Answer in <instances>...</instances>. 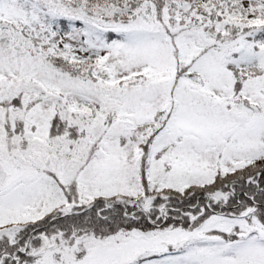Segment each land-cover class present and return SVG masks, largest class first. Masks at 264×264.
Segmentation results:
<instances>
[{
  "label": "snow or ice",
  "instance_id": "1",
  "mask_svg": "<svg viewBox=\"0 0 264 264\" xmlns=\"http://www.w3.org/2000/svg\"><path fill=\"white\" fill-rule=\"evenodd\" d=\"M0 264H264V0H0Z\"/></svg>",
  "mask_w": 264,
  "mask_h": 264
}]
</instances>
